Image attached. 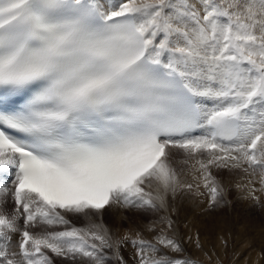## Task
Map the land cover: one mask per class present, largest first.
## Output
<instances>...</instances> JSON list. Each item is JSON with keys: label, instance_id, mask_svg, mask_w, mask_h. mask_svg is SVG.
Wrapping results in <instances>:
<instances>
[{"label": "snow or ice", "instance_id": "6c2138e0", "mask_svg": "<svg viewBox=\"0 0 264 264\" xmlns=\"http://www.w3.org/2000/svg\"><path fill=\"white\" fill-rule=\"evenodd\" d=\"M236 171L259 203L264 0H0V264H202L166 196ZM113 207L156 219L114 239Z\"/></svg>", "mask_w": 264, "mask_h": 264}, {"label": "rangeland", "instance_id": "374dc122", "mask_svg": "<svg viewBox=\"0 0 264 264\" xmlns=\"http://www.w3.org/2000/svg\"><path fill=\"white\" fill-rule=\"evenodd\" d=\"M237 176L238 178L240 177L241 180L248 179L242 171H236L230 175H225L223 177V182L227 184L226 180ZM217 178L221 179L219 175ZM256 185L259 188L258 182ZM241 189H246L245 182L241 186ZM203 191L205 192L206 190L201 187V192ZM238 193L239 192L236 191V188L232 185L230 188H227L225 192V199L228 201L227 204L221 203L217 207H209V204H207L208 197L205 194L206 197L205 195L198 197L199 202H205L203 208L194 210L193 212H191L193 210L192 207H182L169 211L176 222V227L178 228L177 235L182 238L185 246H187L188 254L193 260L200 261L202 264H210L205 252L198 250L195 246V237L196 234L199 233L205 251L212 255L211 264H217V262L218 264H264V241L258 238L257 235L260 234L257 230L264 228V193H261L260 196L261 203H256L251 198L241 193H239L238 196ZM172 203L173 201L171 199L170 204ZM202 209H206V211ZM107 213L108 212L102 216L103 223L100 222V219V221H98L99 224L98 222L97 224L107 228L110 234H114V239L123 236L129 231H140L142 227L156 219L155 215L144 216L131 210H123V213L121 212L122 215L120 214L122 220L115 223L109 222L111 217L110 214ZM160 215H163V212H161ZM183 217H185V221L190 219L186 222V225L185 221L182 219ZM73 223L78 227L85 225L83 220H74ZM241 226L244 227L240 229ZM249 229L254 230V232H250ZM189 236H191L193 240L191 243L188 240ZM221 237L227 241L226 245L221 242ZM129 249L130 246L124 245L121 248V255L127 258ZM108 254L111 255V252Z\"/></svg>", "mask_w": 264, "mask_h": 264}, {"label": "bare ground", "instance_id": "6f19581e", "mask_svg": "<svg viewBox=\"0 0 264 264\" xmlns=\"http://www.w3.org/2000/svg\"><path fill=\"white\" fill-rule=\"evenodd\" d=\"M197 134H200L199 132L197 133ZM179 158V157H178ZM180 165H177V168L178 169H180ZM244 176V175H243ZM234 177V176H233ZM243 178V177H242ZM247 178V177H246ZM182 179H185V180H189L190 181V179H191V177L190 176H182ZM227 179V178H226ZM243 180V179H242ZM241 179H240V177L238 178V176L237 177H235V178H230V179H228V180H226L227 181V184H231V185H233L234 187H235V185L236 184H239V185H243L244 184V182L247 184V180H243L242 181ZM256 187H257V189H258V191H257V195H259V196H261V192H259V188H258V186L256 185ZM236 188V191H238L239 193H241L242 195H244V196H248L247 195V190L246 189H241V187H239V188H237V187H235ZM200 191H201V189H200ZM204 192V191H203ZM206 192V191H205ZM239 193H238V196H239ZM205 197H206V195H205ZM242 197V196H241ZM246 198V197H245ZM172 199V201H173V203L172 204H170V200ZM166 200H167V203H168V205H169V208H168V211H170L171 209L172 210H174V209H180V208H182V207H192V211L191 212H193L194 210H198V209H200V208H203L204 206H205V202L204 201H198V198L197 197H195L194 196V194H191V193H178L177 194V196L176 197H173L172 196V194L169 192L168 194H167V196H166ZM175 200V201H174ZM207 200V199H206ZM247 202V201H246ZM245 202V203H246ZM249 203V202H248ZM261 203V202H260ZM208 204V203H207ZM209 206V205H208ZM123 210L124 209H122V208H116V207H113V208H111V209H109L107 212V214H110V220H109V222H115V223H118V222H120V220H122V214H121V212L123 213ZM183 210V209H182ZM202 210H204V211H206V209H202ZM179 211V210H178ZM184 212V211H183ZM106 213V212H105ZM104 213V214H105ZM171 213V212H170ZM195 213H196V211H195ZM202 213V212H201ZM121 214V215H120ZM191 215V214H190ZM194 215V214H193ZM201 215V214H200ZM199 215V216H200ZM195 216V215H194ZM188 217V216H187ZM192 217V216H191ZM204 217V216H203ZM100 219H101V221H100ZM183 219V221H185L186 219H185V217H183L182 218ZM189 219V218H188ZM201 219V218H200ZM190 220V219H189ZM189 220H187V221H189ZM84 221V220H83ZM98 221H100L101 223H103V221H102V217H96L95 218V220H94V223H96L97 224V222ZM182 221V220H181ZM187 221H185V225H186V222ZM85 222V221H84ZM122 222V221H121ZM178 222V221H177ZM193 222H195V221H193ZM200 222V221H199ZM86 223V222H85ZM114 223V224H115ZM98 224H99V222H98ZM188 225V224H187ZM138 227H140V226H138ZM188 227H189V225H188ZM244 226H241V228L240 229H242ZM143 228V227H142ZM178 229V228H177ZM212 229V228H211ZM249 231L250 232H254V230H252V229H249ZM258 231V233H260V234H257L258 235V238H261V240L263 239V241H264V228L263 229H260V230H257ZM191 234V233H190ZM246 238V237H245ZM185 239V238H184ZM185 241H186V239H185ZM249 241V240H248ZM126 246H128V245H126ZM187 247V246H186ZM210 247V246H209ZM128 248V247H127ZM124 249H126V248H124ZM128 250V249H127ZM194 250V249H193ZM129 251H130V249H129ZM128 251V252H129ZM129 254V253H128ZM193 259V258H192Z\"/></svg>", "mask_w": 264, "mask_h": 264}]
</instances>
